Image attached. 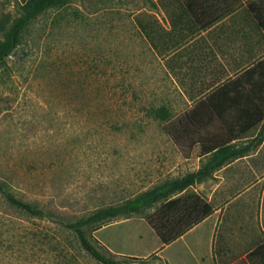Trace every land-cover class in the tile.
<instances>
[{
	"label": "rangeland",
	"instance_id": "1",
	"mask_svg": "<svg viewBox=\"0 0 264 264\" xmlns=\"http://www.w3.org/2000/svg\"><path fill=\"white\" fill-rule=\"evenodd\" d=\"M24 1L0 0V37ZM245 5L189 41L206 83L216 64L231 75L240 59L263 54L262 36L243 22ZM142 12L169 27L159 0H69L23 32L0 66V183L15 195L73 221L191 172L195 152L183 158L157 110L168 119L193 104L139 30ZM159 205L107 221L93 241L115 258L152 264L205 257L199 230L161 249L148 221ZM65 263L97 264L60 225L0 192V264Z\"/></svg>",
	"mask_w": 264,
	"mask_h": 264
},
{
	"label": "trees",
	"instance_id": "2",
	"mask_svg": "<svg viewBox=\"0 0 264 264\" xmlns=\"http://www.w3.org/2000/svg\"><path fill=\"white\" fill-rule=\"evenodd\" d=\"M68 1H24L18 16L0 37V66L20 45L23 32L38 16L48 9L63 6ZM159 1L168 17L169 27L163 26L154 14L145 12L137 15L136 22L151 49L165 59L168 72L187 96L188 101L193 104L182 113L173 114L168 119H165V108L157 110L159 117L164 119L165 132L183 158L188 159L196 146L204 144L209 139L206 133L215 127L216 122L223 121L222 116L217 117L216 105L222 106V103H217L218 99L232 95L259 98L264 91V83L253 84L246 90L238 83L240 78L235 80L228 78L219 84L217 80H213L211 84L201 86L199 82L202 78V58L199 53L188 48L191 44L189 41L193 36L217 27L219 21L233 17L240 11L235 3L243 1L246 2L242 9L243 22L252 32L262 36L264 46V0H223L222 5L217 6L200 5L198 0ZM213 55L212 50L207 54ZM255 62L257 65H264V51ZM260 73L264 71L260 70ZM248 105L246 101L242 103V110L247 112ZM254 108L257 112L262 110L260 104L254 105ZM248 119L254 120V125H258L263 120V114L257 117L250 116ZM200 176L201 170L187 173L145 190L124 204L102 207L73 221L65 220L63 216L53 211L18 197L4 183H0V192L16 209L31 217L60 225L66 233L73 235L80 251L97 264H152L142 257L115 258L105 246L96 245L94 232L109 220L160 204L156 211L148 216V221L160 238L161 249H164L213 211L209 204L202 203L199 195L191 190L199 183Z\"/></svg>",
	"mask_w": 264,
	"mask_h": 264
},
{
	"label": "crops",
	"instance_id": "3",
	"mask_svg": "<svg viewBox=\"0 0 264 264\" xmlns=\"http://www.w3.org/2000/svg\"><path fill=\"white\" fill-rule=\"evenodd\" d=\"M198 1L204 6L223 2ZM240 61L234 65L232 76L222 74L216 65L217 73L208 83L201 78L200 85L240 78L238 83L249 90L253 84L264 83V73L259 74L264 65ZM245 101L249 104L247 112L242 110ZM217 103H222L216 105V110L223 121L216 122L206 133L209 139L194 148L196 161L191 170H201L200 181L193 191L213 211L174 241L184 240L199 230L198 245L207 250L206 256L162 258L167 264H264V91L259 98L222 96ZM256 104L262 110L257 112ZM262 114L263 120L258 125L248 119Z\"/></svg>",
	"mask_w": 264,
	"mask_h": 264
}]
</instances>
